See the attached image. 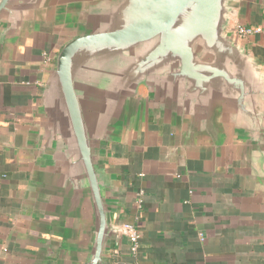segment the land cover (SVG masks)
Wrapping results in <instances>:
<instances>
[{
    "label": "water",
    "instance_id": "95a60500",
    "mask_svg": "<svg viewBox=\"0 0 264 264\" xmlns=\"http://www.w3.org/2000/svg\"><path fill=\"white\" fill-rule=\"evenodd\" d=\"M241 1L0 0V61L49 17L68 37L26 141L38 159L33 230L46 260L55 245L56 264H111L128 238L114 222L107 158L132 124H172L182 143L216 148L233 126L243 156L264 162V66L236 32Z\"/></svg>",
    "mask_w": 264,
    "mask_h": 264
},
{
    "label": "crops",
    "instance_id": "0c3cea01",
    "mask_svg": "<svg viewBox=\"0 0 264 264\" xmlns=\"http://www.w3.org/2000/svg\"><path fill=\"white\" fill-rule=\"evenodd\" d=\"M238 23L264 26V6L242 0ZM239 38L264 66V34ZM67 40L49 17L0 61V264L59 260L61 247L53 245L46 260L50 250L40 252L33 230L38 159L26 141L41 113L47 68ZM245 142L233 126L216 148L182 143L172 124L130 125L108 150L107 172L115 178L114 222L139 227L140 249L135 258L125 236L111 264H264V162L258 152L243 156Z\"/></svg>",
    "mask_w": 264,
    "mask_h": 264
},
{
    "label": "built area",
    "instance_id": "2783aa9c",
    "mask_svg": "<svg viewBox=\"0 0 264 264\" xmlns=\"http://www.w3.org/2000/svg\"><path fill=\"white\" fill-rule=\"evenodd\" d=\"M236 32L239 37H248L251 35L264 34V26H248L241 23H237ZM140 195H143L141 192ZM139 202H142V199H139ZM125 229L128 232V238L130 241V251L132 255L136 258L139 249H140V239L141 234L139 227L136 224L126 222L123 224Z\"/></svg>",
    "mask_w": 264,
    "mask_h": 264
}]
</instances>
